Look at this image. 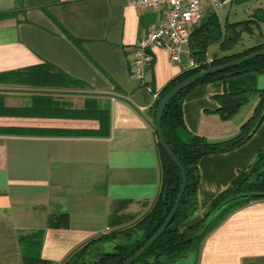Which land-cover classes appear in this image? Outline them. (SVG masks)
Listing matches in <instances>:
<instances>
[{
  "label": "crops",
  "instance_id": "0c3cea01",
  "mask_svg": "<svg viewBox=\"0 0 264 264\" xmlns=\"http://www.w3.org/2000/svg\"><path fill=\"white\" fill-rule=\"evenodd\" d=\"M130 2L0 0L9 14L0 18V264H62L90 241L132 229L154 206L156 94L196 65L189 44L179 64L156 49L144 82L134 79L133 49L164 10ZM259 7L264 0H231L216 13L234 22ZM261 31L264 42V23ZM260 89L264 73L198 85L183 105L188 130L210 142L237 136L260 98L230 120L217 98ZM263 148L264 120L243 146L203 157L199 208L185 226L201 221ZM197 264H264V199L237 206L211 231Z\"/></svg>",
  "mask_w": 264,
  "mask_h": 264
},
{
  "label": "trees",
  "instance_id": "16d2710c",
  "mask_svg": "<svg viewBox=\"0 0 264 264\" xmlns=\"http://www.w3.org/2000/svg\"><path fill=\"white\" fill-rule=\"evenodd\" d=\"M7 16L9 14H0V18ZM262 23H264V7L256 9L251 18L234 22L224 21L216 12H210L191 34L189 51L196 66L183 72L164 88L154 105L155 109L157 110L161 100L168 93L192 75L263 50L264 42L260 41L259 37L256 45L238 51V45L244 34L254 36L256 30L259 35L262 34ZM215 48L226 54L215 53L211 56ZM247 73H264V55L232 69L205 77L177 95L166 107L162 116L163 134L169 148L186 171L187 188L171 225L134 264H197L202 240L237 206L260 200L240 201L215 214L217 207L230 197L264 193V148L259 151L250 168L246 172H241L231 186L212 202L201 221L185 226L199 208L198 163L207 155L236 150L253 137L264 120V89L226 93L217 98L221 104L219 113L226 120L232 119L243 106L249 103L252 97L260 98L253 116L242 126L241 132L221 142H210L204 136L188 130L184 121V101L188 94L200 84L224 81ZM157 146L162 179L160 192L151 211L132 229L125 232H114L92 240L74 252L62 264H124L162 228L177 201L183 184V176L179 167L162 147L159 139ZM139 232L143 234L139 236Z\"/></svg>",
  "mask_w": 264,
  "mask_h": 264
},
{
  "label": "built area",
  "instance_id": "2783aa9c",
  "mask_svg": "<svg viewBox=\"0 0 264 264\" xmlns=\"http://www.w3.org/2000/svg\"><path fill=\"white\" fill-rule=\"evenodd\" d=\"M231 0H131L142 10H164V18L145 37L137 42L131 59V72L138 82H144L156 49H164L173 63L181 62L184 46L191 34L210 12H216ZM211 6V7H210ZM211 9V11H210ZM154 92L152 87H148ZM159 95L156 94L158 99Z\"/></svg>",
  "mask_w": 264,
  "mask_h": 264
},
{
  "label": "water",
  "instance_id": "95a60500",
  "mask_svg": "<svg viewBox=\"0 0 264 264\" xmlns=\"http://www.w3.org/2000/svg\"><path fill=\"white\" fill-rule=\"evenodd\" d=\"M264 55V49L261 51L254 52L248 56L239 58L237 60L228 62L226 64H223L221 66L213 67L208 70L201 71L199 73H196L186 79L184 82H182L180 85L175 87L170 93H168L160 102L158 108H157V118H156V133L159 139V142L161 143L162 147L165 149V151L168 153V155L173 159V161L176 163V165L179 167V169L182 172L183 176V184L180 190V193L178 195L177 201L174 205V208L169 216V218L166 220L165 224L162 226V228L155 234L153 238H151L143 248H141L131 259H129L124 264H134L137 262L142 255L164 234L166 229L171 225L174 216L179 208V205L181 203L182 197L184 195V192L187 188L188 178L186 171L180 161L177 159V157L174 155V153L169 148L168 144L166 143L163 130H162V116L166 109V107L169 105V103L181 92L186 90L188 87L194 85L195 83L199 82L200 80L204 79L207 76H210L215 73L223 72L228 69H232L234 67H237L247 61H250L254 58L260 57ZM264 193H251V194H241L237 196H233L222 202L216 209L215 214L222 211L224 208L233 205L235 203H238L240 201H245L247 199H263Z\"/></svg>",
  "mask_w": 264,
  "mask_h": 264
},
{
  "label": "rangeland",
  "instance_id": "374dc122",
  "mask_svg": "<svg viewBox=\"0 0 264 264\" xmlns=\"http://www.w3.org/2000/svg\"><path fill=\"white\" fill-rule=\"evenodd\" d=\"M247 18H251V16H247L245 15H241L238 19H247ZM260 37L259 32L256 30L254 36H250V35H243V39L240 42V44L238 45V49H241L245 46H248L249 44H255L258 41V38ZM143 234V232H139V236H141Z\"/></svg>",
  "mask_w": 264,
  "mask_h": 264
}]
</instances>
